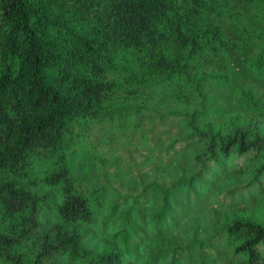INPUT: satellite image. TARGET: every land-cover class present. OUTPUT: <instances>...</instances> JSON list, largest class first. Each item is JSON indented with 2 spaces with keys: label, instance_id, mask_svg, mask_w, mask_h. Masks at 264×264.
<instances>
[{
  "label": "trees",
  "instance_id": "obj_1",
  "mask_svg": "<svg viewBox=\"0 0 264 264\" xmlns=\"http://www.w3.org/2000/svg\"><path fill=\"white\" fill-rule=\"evenodd\" d=\"M254 1L0 0V264H59L62 257L82 264H126L119 253L87 257L79 247L77 225L91 224L93 216L70 180L64 154L72 143V124L96 120L116 94L113 79L126 71L118 67L120 52L133 54L138 67L155 79L184 73L207 97L186 120L168 119L176 132L191 136L171 144L164 162L178 151H194L191 170L178 188L202 193L203 201L227 174L250 173L249 186L231 195L226 206L242 195L264 193V63L252 77L263 85L258 90L262 103L246 94L240 111L210 110L212 102H204L216 101L207 95L223 83L221 75L194 80L196 70L220 51L234 54L254 39L246 27H240V40L231 32L224 36L204 16L219 4L250 6ZM176 85L171 96L178 95ZM137 91L128 87L121 93ZM182 95L190 102L199 99L189 91ZM35 160L59 162L41 182L61 191L54 206L60 222L49 219L46 195L28 187L35 184ZM196 250L198 257L190 264H264V219L226 220ZM177 261L178 255H172L169 264Z\"/></svg>",
  "mask_w": 264,
  "mask_h": 264
},
{
  "label": "rangeland",
  "instance_id": "obj_2",
  "mask_svg": "<svg viewBox=\"0 0 264 264\" xmlns=\"http://www.w3.org/2000/svg\"><path fill=\"white\" fill-rule=\"evenodd\" d=\"M207 19L224 36L231 32L235 40H240V27H246L254 39L234 54L230 49L220 51L196 70L194 80L214 74L221 75L223 82L207 95L209 99L216 97V101L204 102H212L210 110L240 111L241 97L249 94L260 105L258 90L263 85L252 77L264 63V0H255L250 6L219 4L204 16ZM118 60V67L126 71L116 73L113 79L117 83L116 94L96 120L72 124V143L64 151L70 180L86 197L93 216L91 224L77 225L81 235L79 247L87 257L119 253L126 264H169L172 255H178L176 264H190L198 257L197 244L217 233L226 220L252 217L262 221L264 193L252 194L251 198L242 195L226 206L234 198L231 195L249 186L250 173L227 174L203 201L202 193H188L186 186L178 188L176 184L185 182L191 170L189 160L194 151L192 147L178 151L170 162H164L171 144L191 136L187 131L176 132L168 119L176 116L186 120L193 109L201 108V99L207 97L201 96L194 81L182 72L174 75L175 71L159 80L138 67L133 54L120 52ZM130 73L133 79H129ZM173 85L178 95L171 96ZM181 86L185 91H181ZM128 87H137L139 91L133 96L122 94ZM187 91L197 94L199 99L190 102V96L182 95ZM158 129L160 132H156ZM261 134L264 136V129ZM58 164L35 160V184L28 185L38 195H46L44 202L50 205L47 213L55 222H60L54 206L61 200V191L46 186L41 178ZM195 200L201 204L195 205ZM222 201L224 206L219 205ZM59 261L82 264L67 257Z\"/></svg>",
  "mask_w": 264,
  "mask_h": 264
}]
</instances>
